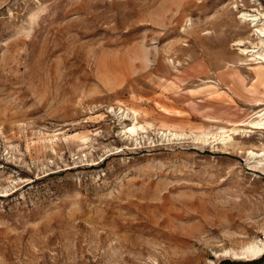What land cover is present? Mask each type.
<instances>
[{"label":"rangeland","instance_id":"obj_1","mask_svg":"<svg viewBox=\"0 0 264 264\" xmlns=\"http://www.w3.org/2000/svg\"><path fill=\"white\" fill-rule=\"evenodd\" d=\"M256 13L0 0V264H264Z\"/></svg>","mask_w":264,"mask_h":264},{"label":"bare ground","instance_id":"obj_2","mask_svg":"<svg viewBox=\"0 0 264 264\" xmlns=\"http://www.w3.org/2000/svg\"><path fill=\"white\" fill-rule=\"evenodd\" d=\"M244 19L250 21L251 25L255 27V34L261 38V43L263 47L258 49H251V50H243L244 53L250 52L258 57H261L264 60V21L262 20V14H242ZM264 17V16H263ZM261 44V45H262ZM229 139L222 138V142L228 141ZM252 155L255 153L251 152ZM233 255H239L240 258H245L247 260H254L259 258L261 255L264 254V241L251 243L244 248L241 249L240 253L231 252Z\"/></svg>","mask_w":264,"mask_h":264}]
</instances>
